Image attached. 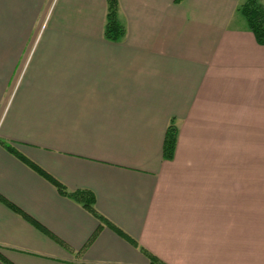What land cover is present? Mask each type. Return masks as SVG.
Returning a JSON list of instances; mask_svg holds the SVG:
<instances>
[{
    "label": "crops",
    "instance_id": "1",
    "mask_svg": "<svg viewBox=\"0 0 264 264\" xmlns=\"http://www.w3.org/2000/svg\"><path fill=\"white\" fill-rule=\"evenodd\" d=\"M116 1L113 42L107 0H0V264H264L242 0Z\"/></svg>",
    "mask_w": 264,
    "mask_h": 264
},
{
    "label": "trees",
    "instance_id": "2",
    "mask_svg": "<svg viewBox=\"0 0 264 264\" xmlns=\"http://www.w3.org/2000/svg\"><path fill=\"white\" fill-rule=\"evenodd\" d=\"M237 12L245 21L247 29L253 34L257 44L264 45V9L257 2V0H242L237 7ZM124 34V25L118 17L117 1L107 0V12L105 16L103 35L107 40L114 42L120 40L124 36ZM176 137V129L172 125L169 126L165 133L163 143V158L165 160L173 159ZM6 147L10 148L9 145H7ZM37 170L39 171L40 169ZM48 179L51 180L52 183L56 186L59 193L65 194L64 188L58 182L50 179L49 177ZM86 200L87 201L85 202V206L87 207V209L95 216L99 217V215L91 206L92 198L90 197ZM149 259L151 264H154L156 262V260L152 256H149Z\"/></svg>",
    "mask_w": 264,
    "mask_h": 264
},
{
    "label": "rangeland",
    "instance_id": "3",
    "mask_svg": "<svg viewBox=\"0 0 264 264\" xmlns=\"http://www.w3.org/2000/svg\"><path fill=\"white\" fill-rule=\"evenodd\" d=\"M257 2L261 5V7L264 9V0H257ZM241 16V15H240ZM242 18V17H241Z\"/></svg>",
    "mask_w": 264,
    "mask_h": 264
}]
</instances>
